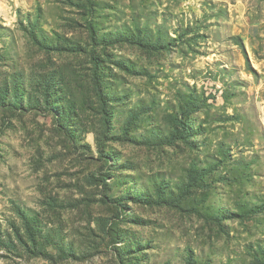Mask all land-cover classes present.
I'll use <instances>...</instances> for the list:
<instances>
[{
    "label": "rangeland",
    "instance_id": "obj_1",
    "mask_svg": "<svg viewBox=\"0 0 264 264\" xmlns=\"http://www.w3.org/2000/svg\"><path fill=\"white\" fill-rule=\"evenodd\" d=\"M0 264H264V0H0Z\"/></svg>",
    "mask_w": 264,
    "mask_h": 264
},
{
    "label": "trees",
    "instance_id": "obj_2",
    "mask_svg": "<svg viewBox=\"0 0 264 264\" xmlns=\"http://www.w3.org/2000/svg\"><path fill=\"white\" fill-rule=\"evenodd\" d=\"M188 107H190V106H188Z\"/></svg>",
    "mask_w": 264,
    "mask_h": 264
}]
</instances>
